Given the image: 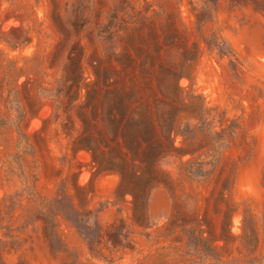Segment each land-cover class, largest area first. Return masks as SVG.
<instances>
[{
	"label": "rangeland",
	"instance_id": "obj_1",
	"mask_svg": "<svg viewBox=\"0 0 264 264\" xmlns=\"http://www.w3.org/2000/svg\"><path fill=\"white\" fill-rule=\"evenodd\" d=\"M0 253L264 264V0H0Z\"/></svg>",
	"mask_w": 264,
	"mask_h": 264
},
{
	"label": "trees",
	"instance_id": "obj_2",
	"mask_svg": "<svg viewBox=\"0 0 264 264\" xmlns=\"http://www.w3.org/2000/svg\"><path fill=\"white\" fill-rule=\"evenodd\" d=\"M151 127H152V129L154 131V135H155V137H156V139L158 141V147L153 150L152 155H153V153H154V155H156L155 162H158L162 158H165V157L171 155L172 150L175 149V147L173 146V143H172L173 132H170V133L160 137L158 135V129L156 127V124H155L154 120H152V122H151ZM136 143L140 147L143 146L142 142H141V140L139 138L136 139ZM121 156H122L121 158H122L123 162H126V163L129 162V159L127 157L128 156L127 153H125V152L123 153L122 152ZM93 157H94V161H96V157L95 156H93ZM147 157L148 156H145V157L142 156L140 154V152H139V154H137L136 156L132 157V162L134 164H136V165L138 163H145L146 164L147 163V159H148ZM120 174H121V180H122L121 183H120V186H123L125 183H129V181L126 178V173L120 171ZM151 174H152V177L155 178V177H158L161 174V172H160V170H157V169L153 168ZM154 187H155V185L150 186L149 189H148V192H150ZM148 199H149V196L147 198V204H148ZM0 264H4V261H3V258L1 256V253H0Z\"/></svg>",
	"mask_w": 264,
	"mask_h": 264
},
{
	"label": "crops",
	"instance_id": "obj_3",
	"mask_svg": "<svg viewBox=\"0 0 264 264\" xmlns=\"http://www.w3.org/2000/svg\"><path fill=\"white\" fill-rule=\"evenodd\" d=\"M159 194L163 195V197L165 198V212H168L169 208H170V196H169V192H167V190L165 189H159L158 191ZM155 209L154 204L152 203V199H149V210L152 213L153 210Z\"/></svg>",
	"mask_w": 264,
	"mask_h": 264
}]
</instances>
